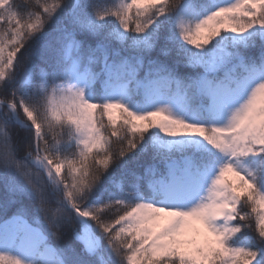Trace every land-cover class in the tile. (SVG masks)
<instances>
[{"label":"snow or ice","instance_id":"obj_1","mask_svg":"<svg viewBox=\"0 0 264 264\" xmlns=\"http://www.w3.org/2000/svg\"><path fill=\"white\" fill-rule=\"evenodd\" d=\"M0 264H264V0H0Z\"/></svg>","mask_w":264,"mask_h":264},{"label":"trees","instance_id":"obj_2","mask_svg":"<svg viewBox=\"0 0 264 264\" xmlns=\"http://www.w3.org/2000/svg\"><path fill=\"white\" fill-rule=\"evenodd\" d=\"M18 3L20 2H26V0H17Z\"/></svg>","mask_w":264,"mask_h":264}]
</instances>
